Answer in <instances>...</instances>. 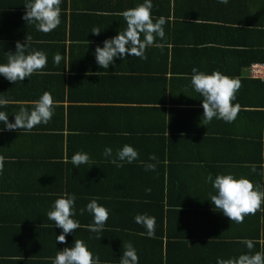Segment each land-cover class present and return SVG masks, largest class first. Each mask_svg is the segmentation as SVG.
<instances>
[{
	"label": "crops",
	"instance_id": "1",
	"mask_svg": "<svg viewBox=\"0 0 264 264\" xmlns=\"http://www.w3.org/2000/svg\"><path fill=\"white\" fill-rule=\"evenodd\" d=\"M141 2L62 0L61 23L44 33L22 19L26 0H0V63L26 37L29 51L47 54L43 74L15 84L0 76V96L8 100L2 110L12 121L20 104L30 106L45 91L57 105L47 124L0 131V264H52L75 239L101 264H119L127 242L139 264H216L248 252L244 239L264 252V204L242 223L230 221L208 199L214 190L205 183L209 174L232 172L264 185V0H153L152 15L167 20L157 41L163 46L147 48L146 59L126 56L99 67L96 45L123 31L121 13ZM194 67L240 81L233 122L203 124L202 100L191 87ZM124 144L139 160L117 168L102 153ZM78 151L90 160L74 168ZM141 162L155 163V171ZM65 192L75 194L80 227L56 244L61 229L47 211ZM92 198L110 210L100 240L88 231L91 214L79 211ZM141 213L155 217L153 238L134 221Z\"/></svg>",
	"mask_w": 264,
	"mask_h": 264
},
{
	"label": "clouds",
	"instance_id": "2",
	"mask_svg": "<svg viewBox=\"0 0 264 264\" xmlns=\"http://www.w3.org/2000/svg\"><path fill=\"white\" fill-rule=\"evenodd\" d=\"M221 4H227L229 0H218ZM62 0H26L25 13L22 19L28 24H34L39 32L48 33L61 23ZM153 0H142L135 7L124 10L123 16L126 27L118 31L116 35L105 38L101 44L94 49V57L99 67L107 70L115 59H124L126 56H135L146 59V49L152 46L162 47L161 43L165 38L164 25L167 20L164 16L154 17L152 15ZM101 29L94 27L91 32L100 34ZM29 37L21 43L15 44V52L7 53L6 62L0 63V76L12 83L22 82L25 77H31L34 73L43 74L47 64V54L42 50H28ZM53 63L59 65L63 55L58 52L53 56ZM191 87L198 93L202 100V118L204 123H210L213 118L221 119L227 123L233 122L240 105L233 103L236 99V92L240 88V81L231 78L218 70L212 72L192 69ZM8 104L7 98L0 96V131H31L38 124H47L54 115L56 102L50 92H43L40 97L31 102V105L20 104L14 113V119L9 120L8 112L2 110ZM103 156L109 163L121 168L125 163L131 164L139 160V153L130 144H124L113 153L111 147L106 146ZM90 156L87 152L78 151L71 157L74 168L82 164H88ZM150 161H156L155 154L150 155ZM145 171H155V163L141 162ZM4 160L0 157V171L3 170ZM256 171V166H252ZM211 183L213 192L209 193V200L216 210H219L236 223H242L248 214H255L264 204V185L254 183L245 175H237L232 172L218 173L215 178L211 174L205 177V183ZM151 189H146L150 192ZM99 198H92L80 214L87 211L92 216V223L87 228L91 233L96 234L100 240L104 231L106 221L109 217V209L98 203ZM76 197L72 193H61L51 204L47 211V218L54 222V225L61 229L56 235V244L65 243L66 235L80 227L76 217ZM137 224L142 225L149 238L155 236L156 221L154 216L147 213L137 214L134 217ZM248 252L241 253L237 257L228 260L218 258L216 264H264V252L255 251L254 241L244 239L241 241ZM52 264H101L98 255H94L87 244L81 239H75L71 246L64 247L56 252ZM119 264H139L137 250L131 242L123 243V252Z\"/></svg>",
	"mask_w": 264,
	"mask_h": 264
},
{
	"label": "built area",
	"instance_id": "3",
	"mask_svg": "<svg viewBox=\"0 0 264 264\" xmlns=\"http://www.w3.org/2000/svg\"><path fill=\"white\" fill-rule=\"evenodd\" d=\"M258 67V65H253L251 68V74L258 75L260 73Z\"/></svg>",
	"mask_w": 264,
	"mask_h": 264
},
{
	"label": "trees",
	"instance_id": "4",
	"mask_svg": "<svg viewBox=\"0 0 264 264\" xmlns=\"http://www.w3.org/2000/svg\"><path fill=\"white\" fill-rule=\"evenodd\" d=\"M202 112H203V111H202ZM258 148H260V146H259Z\"/></svg>",
	"mask_w": 264,
	"mask_h": 264
}]
</instances>
